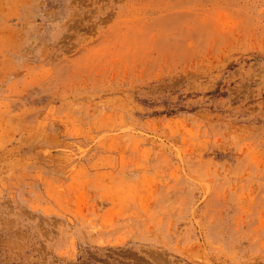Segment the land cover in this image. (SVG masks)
Segmentation results:
<instances>
[{
    "label": "rangeland",
    "instance_id": "rangeland-1",
    "mask_svg": "<svg viewBox=\"0 0 264 264\" xmlns=\"http://www.w3.org/2000/svg\"><path fill=\"white\" fill-rule=\"evenodd\" d=\"M0 264H264V0H0Z\"/></svg>",
    "mask_w": 264,
    "mask_h": 264
}]
</instances>
